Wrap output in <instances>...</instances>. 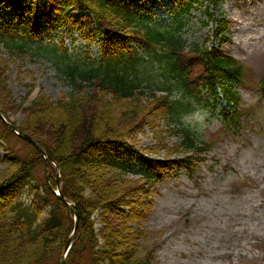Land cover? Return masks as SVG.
<instances>
[{"label":"trees","instance_id":"trees-1","mask_svg":"<svg viewBox=\"0 0 264 264\" xmlns=\"http://www.w3.org/2000/svg\"><path fill=\"white\" fill-rule=\"evenodd\" d=\"M212 1L218 3V0ZM147 2L0 0V12L1 9L10 11L11 20L23 31L20 40L10 34L11 31L1 35L0 51L4 47L9 52L7 59L24 56L30 51L46 52L70 85V91L56 100H46L43 96L33 99L26 108L32 118L28 123L31 128H21L58 163L62 173V193L79 209V228L67 264H84L83 260L89 264H147L136 240L145 237L142 212L153 201L151 188L164 179V170L172 164L195 171L198 161L202 160V150L181 120L182 114L191 109L190 98L198 96L199 85L213 88L219 83L223 85L229 103L237 107L236 94L230 85L243 80V67L216 48L195 50L199 54L201 73L192 69L191 62L185 65L182 57L178 60L183 66L179 61L166 58V39L171 35L144 22V11L137 5L145 6ZM75 10L82 16H74ZM88 13L94 14L105 28L100 61H72L63 45L51 42L49 47H38L30 42L43 36L53 38L58 29L68 23L80 25L82 30L90 20ZM9 24L12 23L5 19L2 26ZM219 26L218 39L227 41L224 19L219 20ZM131 41L144 48L145 54L140 56L133 51L127 44ZM180 52L182 50L178 49L177 53ZM183 58L187 59L186 56ZM147 66L154 69L157 77L143 74ZM2 76L0 70V89L6 93ZM83 81L89 83L85 85ZM142 84H154L165 91H175L179 87L177 89L184 98H190L188 102L172 103L167 96L159 97L156 93L145 96L144 92L138 91ZM223 112L228 118L238 113L237 108L234 115L230 109ZM119 113L128 125L119 127L120 123L116 122ZM167 113L169 121L176 122L185 135L184 141L176 145L177 150L185 151L188 157L171 163L145 156L140 165V176L131 178L132 163L138 153H130L123 130L135 128L142 121L156 126V120L164 115L168 118ZM9 133L12 131L5 127L2 138L7 140ZM38 133H42L41 139ZM157 150L151 149L152 152ZM40 159L43 157L34 147L26 156H19L12 150L6 158V168L0 179V264H48L49 260L61 256L72 230L71 210L47 182L40 187L27 181L37 191L33 199H24L21 193L11 192L12 183H18L25 174L35 170ZM51 180L56 187L54 171ZM44 212L46 215L42 217ZM98 223L102 225L99 231L95 228Z\"/></svg>","mask_w":264,"mask_h":264},{"label":"rangeland","instance_id":"rangeland-1","mask_svg":"<svg viewBox=\"0 0 264 264\" xmlns=\"http://www.w3.org/2000/svg\"><path fill=\"white\" fill-rule=\"evenodd\" d=\"M218 7L217 11L230 22L231 42L223 45L222 50L236 56L246 68V81L237 91L247 116L242 127L233 132L226 130L213 94H205L204 101L195 100L193 110L184 116L186 124L209 141L210 147L206 160L193 175L185 169L176 170L154 187L153 202L143 212L145 237L136 240L148 264H264V95L258 87L264 76V0H223ZM157 10L164 14V23L170 21L171 26H176V15L171 11L166 14L160 7ZM182 18L185 20L186 15ZM203 20H207L205 7L193 10V17L186 20L184 31L189 45L202 42L213 33L212 24L204 25ZM67 40L73 45L72 40ZM93 51L98 56L96 47ZM70 52H81V48ZM4 55L0 54V70L6 93L0 89V108L4 113L7 110L6 116L18 127L29 129L32 118L26 108L31 101L40 96L51 101L64 96L67 82L44 55L10 59ZM121 117L120 113L116 115L119 127L128 125ZM133 127H125L122 133L131 137L139 150L148 152L157 146L159 152L153 153L155 156L175 157L171 149L177 135L162 131L163 127L154 132L150 123L141 122ZM4 130L0 119V179L6 168L1 159L8 153L7 146L19 156L31 151L13 133L4 140ZM38 134L41 139L42 133ZM46 172V162L41 161L33 174L43 181ZM101 227L99 223L95 226L97 231ZM60 257L47 263L59 264Z\"/></svg>","mask_w":264,"mask_h":264},{"label":"water","instance_id":"water-1","mask_svg":"<svg viewBox=\"0 0 264 264\" xmlns=\"http://www.w3.org/2000/svg\"><path fill=\"white\" fill-rule=\"evenodd\" d=\"M0 115H1V113H0ZM61 199L64 200V198H61ZM72 208L74 209V211H75V213H76V216L78 217V216H79V213H78L77 208H76L75 206H72ZM76 228H77V226H76ZM62 264H65V262L62 261Z\"/></svg>","mask_w":264,"mask_h":264},{"label":"bare ground","instance_id":"bare-ground-1","mask_svg":"<svg viewBox=\"0 0 264 264\" xmlns=\"http://www.w3.org/2000/svg\"><path fill=\"white\" fill-rule=\"evenodd\" d=\"M248 46V44H245V47Z\"/></svg>","mask_w":264,"mask_h":264}]
</instances>
